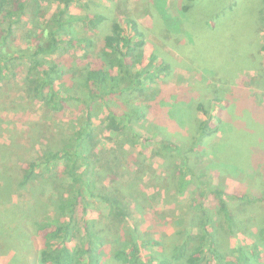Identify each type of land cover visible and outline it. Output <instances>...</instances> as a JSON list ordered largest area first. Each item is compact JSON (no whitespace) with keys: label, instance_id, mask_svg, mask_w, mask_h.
I'll return each mask as SVG.
<instances>
[{"label":"rangeland","instance_id":"obj_1","mask_svg":"<svg viewBox=\"0 0 264 264\" xmlns=\"http://www.w3.org/2000/svg\"><path fill=\"white\" fill-rule=\"evenodd\" d=\"M26 1L25 17L18 26L16 40V44L24 47L27 33L44 25L57 5L54 0ZM83 3L86 4L83 7L74 4L71 12L105 16L94 27L87 28L83 23L75 26L78 37L93 40L89 48L91 56L97 58L101 54L104 38L111 32L115 18L130 16L146 32L145 63L154 53L158 62L169 67V72H164L153 84L159 89L157 109H150L140 122L132 120L146 140L133 143L135 136L127 135V131L108 130L105 107L101 104L93 107L99 149L107 162L103 168L107 173L105 183L120 189L131 207L130 217L119 221L111 215L107 204L91 198L87 216L97 220V227L106 237L101 264H125L115 259L114 252L133 238L138 239L146 264H159V257L171 256L175 246L186 241L190 254L199 245L198 233L217 229L221 224L224 230L216 232L215 248L232 258L237 246L253 249L258 243L260 258H253L250 264H264L261 0H83ZM83 54L82 48H76L67 56V67H74L78 73L67 74L66 85L78 84L83 79L80 70L91 64ZM24 77L21 73L0 86V186L4 185L5 191L10 187L7 198L0 199V220L5 218L0 225L4 232L12 233L21 221L28 236L33 235L32 219L38 212L45 219L53 215L51 201L59 193L56 187H63L67 179L62 175L39 178L21 189L18 186L21 167L44 150L62 146V139L84 121L86 105L71 100L63 111H55L27 93ZM137 97L134 100L125 94L122 100L112 102L122 106L116 107L118 113L122 109L130 112L135 103L143 101ZM199 102L221 119L213 117L211 125L218 129L202 141L198 140L199 125L206 116L198 110ZM38 133L41 141L31 143V137ZM52 137L57 139L53 143L49 140ZM151 138L154 140L149 141ZM157 141L177 144L180 152L175 156L155 155L153 150H159ZM145 142L149 145L146 151L142 150ZM183 163L193 168L195 176L194 184L181 194L177 167ZM197 186H203L207 193L203 205L210 223L206 229L203 226L206 219L192 214L193 203L201 200ZM214 188L225 191L223 199L233 214L242 217L236 237L225 232L220 200L209 192ZM36 243H40L39 238ZM30 250L23 263L42 264L39 246ZM12 255L0 256V264H10ZM187 257L172 260L171 264H185Z\"/></svg>","mask_w":264,"mask_h":264},{"label":"trees","instance_id":"obj_2","mask_svg":"<svg viewBox=\"0 0 264 264\" xmlns=\"http://www.w3.org/2000/svg\"><path fill=\"white\" fill-rule=\"evenodd\" d=\"M54 1L57 3L55 10L50 13L44 25L27 33L24 47L16 44V40L18 26L25 17L27 1L0 0V86L24 73L25 90L30 96L58 112L63 111L71 100L85 103V119L78 129L62 139V146L44 150L21 167L18 181L21 189L39 178L62 175L67 180L63 187H56L59 193L58 198L51 201L54 206L53 215L45 219L41 217L40 211L38 216L33 217V235L27 236L28 232L21 221H18L12 233L4 232L0 225V256L13 253L10 264H22L35 245L39 246L42 264H101L106 251V237L104 231L97 227V220L87 216L91 209V198L107 204L111 215L119 221L130 217L131 207L120 189L111 188L105 183L107 173L103 168L107 162L99 149L98 126L94 121L93 107L97 104L105 107L108 130L127 131V135L135 136L133 143L140 142L142 138L146 140L132 120L140 122L148 116L150 109H157L155 102L158 101L159 89L153 84L158 82L164 72H169V67L158 62L154 53L145 63L143 49L147 43L146 32L130 16L115 18L111 32L104 38L101 54L94 58L89 51L93 40L78 37L75 26L83 23L87 28L94 27L102 23L105 16L72 13L74 4L82 7L86 5L83 0ZM261 4L264 18V0H261ZM76 48L84 50L83 56L91 64L80 70L83 79L78 84L66 85L67 74L75 76L78 73L74 67H67V56L74 53ZM125 94L134 100L139 95L143 101L135 103V108L130 112L122 109V113H118L116 109L120 105L116 103ZM197 108L206 116L199 125L198 140L202 141L204 136L218 129L211 125L213 117L221 119L211 115L209 107L203 102H199ZM31 139L30 142L35 144L41 141V136L38 133ZM49 140L53 143L57 139L52 137ZM157 144L159 150H153L155 155L163 153L175 156V153L180 152L177 144L162 141H157ZM148 147L145 142L142 150L146 151ZM177 170V185L180 193L184 194L194 184L195 174L186 163L178 166ZM8 189L5 191L4 185L0 186V199L7 198ZM196 190L201 200L193 203L192 214H200L206 219L203 221L206 229L210 223H207L210 217L203 205L207 193L203 186H197ZM209 192L220 200L219 210L223 213L225 232L236 237L240 232L239 220L242 217L233 214L229 203L223 199V189L214 188ZM242 198L245 200L244 196ZM4 221L5 218H2L0 224ZM219 230H224L222 224L217 229H206L205 233H198L199 245L190 254L187 252L188 241L176 245L171 256L158 258L159 264H171L172 260L179 261L188 255L185 264H250L253 258H260L258 243L254 244L253 249L239 245L234 249L235 255L232 258L225 256L214 247V237ZM261 232L264 233V229ZM37 238L40 239L39 244L36 243ZM139 248L138 239L133 238L117 249L114 257L125 264H146Z\"/></svg>","mask_w":264,"mask_h":264}]
</instances>
